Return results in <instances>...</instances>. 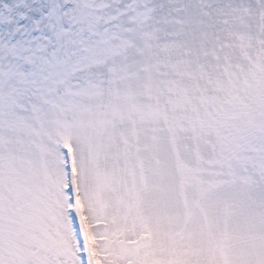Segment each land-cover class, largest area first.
<instances>
[{"label":"rangeland","instance_id":"obj_1","mask_svg":"<svg viewBox=\"0 0 264 264\" xmlns=\"http://www.w3.org/2000/svg\"><path fill=\"white\" fill-rule=\"evenodd\" d=\"M0 264H264V0H0Z\"/></svg>","mask_w":264,"mask_h":264}]
</instances>
